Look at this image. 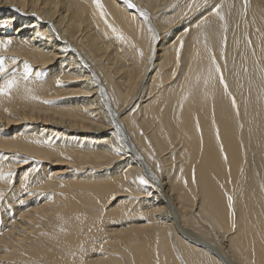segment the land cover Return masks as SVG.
I'll return each instance as SVG.
<instances>
[{
    "label": "bare ground",
    "instance_id": "1",
    "mask_svg": "<svg viewBox=\"0 0 264 264\" xmlns=\"http://www.w3.org/2000/svg\"><path fill=\"white\" fill-rule=\"evenodd\" d=\"M100 3L0 0V264H264V0Z\"/></svg>",
    "mask_w": 264,
    "mask_h": 264
},
{
    "label": "snow or ice",
    "instance_id": "2",
    "mask_svg": "<svg viewBox=\"0 0 264 264\" xmlns=\"http://www.w3.org/2000/svg\"><path fill=\"white\" fill-rule=\"evenodd\" d=\"M96 6L99 8L101 7V3H100V0H94ZM129 7H133V5L129 4ZM213 12L216 14V15H219V11L217 9H214ZM221 19H223V17H221ZM6 26V25H5ZM149 31H151V29H149ZM153 39H156L155 36H153ZM11 43V39H3V40H0V48L2 49H7V47L9 46V44ZM183 50V41L180 42L179 46L176 48V51H175V60H176V65L179 66V63H180V56H181V51ZM141 55V58H143V53L141 52L140 53ZM12 63H18L15 59L12 60ZM212 63L215 64V59L213 57L212 59ZM23 69H24V79H27L30 75H32L34 69L31 68L30 65H28L26 62L24 63L23 65ZM5 71H7L6 67H5V60L3 58H0V74H3ZM215 71L217 73L220 72V69L219 67H216L215 68ZM36 75L37 76H40V73L39 72H36ZM211 75V73H210ZM173 76H175V72H173ZM219 82L221 85L224 86V90L225 92L227 93L228 91V86L223 78V75L220 74V78H219ZM15 83L14 80H10L7 84V88L8 89H11L13 87V84ZM57 86L58 87H62V85L60 84L59 80L57 81ZM45 103H47V101H45ZM233 107L235 108L236 107V103H235V98L233 97ZM217 138H219V133H218V130H217ZM225 160H227V156L225 155ZM38 163V162H36ZM0 178H4L2 176H0ZM7 179L10 181V182H14L13 180V174L10 172L8 173V176H7ZM193 180H194V173H193ZM141 184H145L146 183V180L141 178L140 181H139ZM229 201L231 202V197H228Z\"/></svg>",
    "mask_w": 264,
    "mask_h": 264
}]
</instances>
